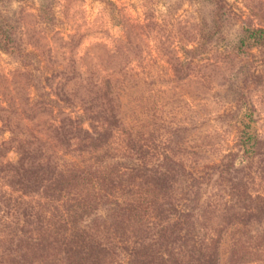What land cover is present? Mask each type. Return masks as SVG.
Masks as SVG:
<instances>
[{
    "label": "trees",
    "instance_id": "obj_1",
    "mask_svg": "<svg viewBox=\"0 0 264 264\" xmlns=\"http://www.w3.org/2000/svg\"><path fill=\"white\" fill-rule=\"evenodd\" d=\"M8 1L0 0V52L19 63L31 54ZM199 1L207 12L197 46L184 51L189 60L225 44L236 21L240 33L228 47L252 59L226 87L232 145L213 160L180 154L173 117L144 80L140 116L95 115L91 131L73 125L56 160L25 132L11 129L6 139L0 125V264H264V137L246 130L255 122L247 84L264 65V9L252 11L262 20L252 27L227 0ZM38 17L50 19L45 9ZM6 140L16 146L14 162L4 159Z\"/></svg>",
    "mask_w": 264,
    "mask_h": 264
},
{
    "label": "rangeland",
    "instance_id": "obj_2",
    "mask_svg": "<svg viewBox=\"0 0 264 264\" xmlns=\"http://www.w3.org/2000/svg\"><path fill=\"white\" fill-rule=\"evenodd\" d=\"M227 1L244 24H262L252 11L264 9V0ZM7 9L19 21L23 49L31 56L18 63L0 52V125L6 139L11 129L25 132L56 160L65 156L61 142L73 125L91 131L95 115L124 121L140 116L136 106L144 80L173 117L180 154L213 160L232 145L234 122L223 114L233 104L226 87L231 71L252 60L228 47L240 33L239 21L226 28L225 44L212 43L189 60L184 51L197 46L199 19L207 12L199 0H10ZM41 9L48 21L39 19ZM257 71L247 84L255 122L246 130L263 138L264 65ZM9 147L4 159L14 162L16 146ZM43 208L38 217H45Z\"/></svg>",
    "mask_w": 264,
    "mask_h": 264
}]
</instances>
